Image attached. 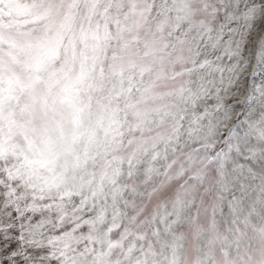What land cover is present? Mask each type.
<instances>
[{"label":"snow or ice","instance_id":"1","mask_svg":"<svg viewBox=\"0 0 264 264\" xmlns=\"http://www.w3.org/2000/svg\"><path fill=\"white\" fill-rule=\"evenodd\" d=\"M0 264H264V0H0Z\"/></svg>","mask_w":264,"mask_h":264}]
</instances>
